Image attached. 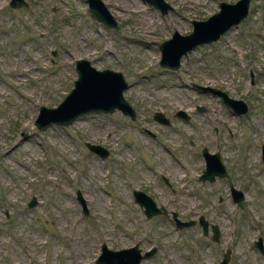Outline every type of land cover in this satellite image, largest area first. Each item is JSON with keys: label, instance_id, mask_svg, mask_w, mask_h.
<instances>
[{"label": "rangeland", "instance_id": "374dc122", "mask_svg": "<svg viewBox=\"0 0 264 264\" xmlns=\"http://www.w3.org/2000/svg\"><path fill=\"white\" fill-rule=\"evenodd\" d=\"M24 1L28 8L0 0V264H96L100 244L134 243L155 249L139 264H219L225 251L226 264H264L252 245L260 237L264 250V0H250L245 19L181 57L176 70L158 65V42L236 0H162L165 14L145 0H100L112 28L94 20L85 0ZM77 59L122 74L133 120L115 110L33 125L41 105L56 106L72 88ZM192 84L240 99L247 111L236 115ZM201 147L218 153L240 201L224 177L198 180ZM132 190L166 214L146 218ZM172 213L194 223L176 227ZM199 216L217 227V241L209 228L202 233Z\"/></svg>", "mask_w": 264, "mask_h": 264}, {"label": "water", "instance_id": "95a60500", "mask_svg": "<svg viewBox=\"0 0 264 264\" xmlns=\"http://www.w3.org/2000/svg\"><path fill=\"white\" fill-rule=\"evenodd\" d=\"M149 5L159 10L160 14H165L169 6L162 0H145ZM88 11L94 20L112 28L115 23L108 11L100 0H85ZM250 0H236L233 3L218 2V11L212 13L204 20H191V30L189 33L181 35L174 31L170 38L158 42L157 47L160 52L158 65L168 70H176L179 67L180 58L186 57L187 53L197 46L208 45L216 42L221 35L227 32L231 27H236L247 16ZM8 5L11 8H28L24 0H9ZM74 71L76 78L72 81V88L63 97V99L53 107L40 106L38 113L33 120V125L42 130L46 126L55 124L67 126L76 118L87 113L110 114L113 111H119L121 115L127 116L130 120L135 117L134 110L123 98V91L127 88L122 74L111 69L96 70L85 59L74 61ZM192 89L207 92L216 96L225 105V107L236 115H242L247 111V105L240 99H232L225 92L210 86L191 85ZM196 110H202L197 107ZM175 116L186 120L188 117L178 110ZM153 120L160 124L167 125L168 119L160 112L152 115ZM86 149L100 158H105L108 151L98 145L85 142ZM261 155L264 159V147L261 148ZM201 156L204 161V168L198 176L200 181L212 182L215 177L225 178L229 193L233 202H238L243 198L242 192L234 188L228 177L224 166L222 165L218 153H209L206 148H201ZM133 201L142 209L146 218L156 215H165L166 211L162 206L156 207L152 199L140 190H132ZM76 198L81 202V198L76 193ZM35 200L30 198L26 206L33 207ZM84 210V209H83ZM177 227L189 226L193 221L179 222L175 214L171 215ZM198 223L205 234L207 232V222L201 216L198 217ZM211 239L217 241L218 231L215 225H210ZM253 246L261 255L264 250L261 245V238L253 242ZM154 248L141 253L138 244L128 248L110 250L101 245L100 254L95 260L96 264H139L141 259L149 258ZM228 252L223 253L220 264H226Z\"/></svg>", "mask_w": 264, "mask_h": 264}, {"label": "bare ground", "instance_id": "6f19581e", "mask_svg": "<svg viewBox=\"0 0 264 264\" xmlns=\"http://www.w3.org/2000/svg\"><path fill=\"white\" fill-rule=\"evenodd\" d=\"M129 2V1H128ZM131 3V2H130ZM116 10H118V11H120V12H125V10H124V6H120V7H118V8H115ZM134 9V8H133ZM137 9V8H136ZM141 22H143V24H145L146 23V21L144 20V18L142 17V19H141ZM182 177V176H181Z\"/></svg>", "mask_w": 264, "mask_h": 264}, {"label": "flooded vegetation", "instance_id": "af4514ba", "mask_svg": "<svg viewBox=\"0 0 264 264\" xmlns=\"http://www.w3.org/2000/svg\"><path fill=\"white\" fill-rule=\"evenodd\" d=\"M200 152H201V150H200ZM202 217V216H201ZM190 221H193V220H190ZM196 222H197V224L199 225V223H198V218H197V220H196ZM193 223H194V221H193ZM200 226V225H199ZM210 229V225H208L207 224V229ZM202 230V229H201ZM210 232H211V229H210ZM203 233V232H202ZM204 234V233H203ZM206 234V233H205ZM211 235H212V233H211ZM154 253V252H153ZM222 256H223V254H222ZM222 259V258H221ZM221 261V260H220Z\"/></svg>", "mask_w": 264, "mask_h": 264}]
</instances>
